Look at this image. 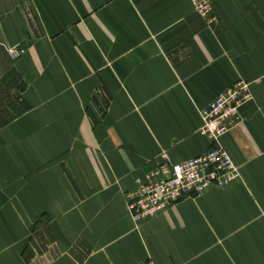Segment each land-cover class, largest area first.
Listing matches in <instances>:
<instances>
[{
    "label": "crops",
    "instance_id": "1",
    "mask_svg": "<svg viewBox=\"0 0 264 264\" xmlns=\"http://www.w3.org/2000/svg\"><path fill=\"white\" fill-rule=\"evenodd\" d=\"M213 7L0 0V110L22 105L0 121V264H264V0ZM238 80L219 141L240 178L134 224V179L205 153L198 111Z\"/></svg>",
    "mask_w": 264,
    "mask_h": 264
},
{
    "label": "built area",
    "instance_id": "2",
    "mask_svg": "<svg viewBox=\"0 0 264 264\" xmlns=\"http://www.w3.org/2000/svg\"><path fill=\"white\" fill-rule=\"evenodd\" d=\"M192 12L207 25L215 22L214 0H188ZM10 58L21 50L9 46ZM250 99L248 83L235 81L217 93L198 111L199 133L210 148L203 154L180 163L163 161L152 170L134 179V186L125 193V205L134 224L154 217L166 207L187 197H195L208 187H223L240 178L239 170L220 144L219 138L238 119V108ZM137 264H152L146 259Z\"/></svg>",
    "mask_w": 264,
    "mask_h": 264
},
{
    "label": "rangeland",
    "instance_id": "3",
    "mask_svg": "<svg viewBox=\"0 0 264 264\" xmlns=\"http://www.w3.org/2000/svg\"><path fill=\"white\" fill-rule=\"evenodd\" d=\"M4 101L5 105L3 106V109L0 110V121L8 116H13L17 110L22 108V105L13 97H5Z\"/></svg>",
    "mask_w": 264,
    "mask_h": 264
}]
</instances>
